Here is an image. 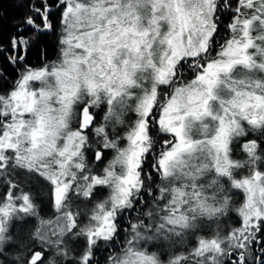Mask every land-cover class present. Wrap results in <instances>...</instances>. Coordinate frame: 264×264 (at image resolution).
Here are the masks:
<instances>
[{
	"label": "snow or ice",
	"instance_id": "1",
	"mask_svg": "<svg viewBox=\"0 0 264 264\" xmlns=\"http://www.w3.org/2000/svg\"><path fill=\"white\" fill-rule=\"evenodd\" d=\"M37 3L0 48V264H264V0Z\"/></svg>",
	"mask_w": 264,
	"mask_h": 264
},
{
	"label": "trees",
	"instance_id": "2",
	"mask_svg": "<svg viewBox=\"0 0 264 264\" xmlns=\"http://www.w3.org/2000/svg\"><path fill=\"white\" fill-rule=\"evenodd\" d=\"M30 0H0V48H7L9 37L16 33V25L20 22L21 18L26 15H31L28 4ZM33 3H37V0H32ZM37 6L39 4L37 3ZM55 12V9H53ZM59 13H56V17ZM55 22V20H54ZM227 24V20L224 21ZM59 35V29L56 31H50L42 38L41 42L33 46L27 55V62L39 66L46 60H54L57 55V38ZM224 35V32H221ZM43 52V55H42ZM0 70L4 71L8 78L9 83L15 78L17 71L19 70L16 66L8 63L5 59L4 54L0 53ZM235 158L243 159V153L240 151L238 146H234ZM39 193V199L37 203L40 206V214L43 218H49L52 216L53 209L50 207L47 195V188L36 189ZM133 216L136 213L132 214ZM70 247L79 248V245H70ZM107 253L102 249L101 252L97 253V258L103 264L104 257Z\"/></svg>",
	"mask_w": 264,
	"mask_h": 264
},
{
	"label": "rangeland",
	"instance_id": "3",
	"mask_svg": "<svg viewBox=\"0 0 264 264\" xmlns=\"http://www.w3.org/2000/svg\"><path fill=\"white\" fill-rule=\"evenodd\" d=\"M234 191L238 192V190H234ZM241 199H242V194H238V195L234 196L235 203L232 206L233 210L230 211L228 216H226L224 218L226 221V226L235 225L237 223V214L235 212V208L239 206ZM149 246L151 247V245H149ZM152 250L161 252L162 259H166L167 254L170 251V249L167 245H165L163 248H153Z\"/></svg>",
	"mask_w": 264,
	"mask_h": 264
}]
</instances>
